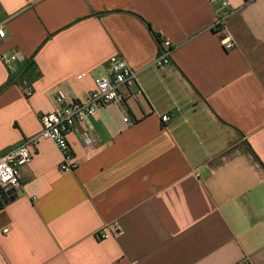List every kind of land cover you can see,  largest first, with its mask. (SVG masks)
Segmentation results:
<instances>
[{"label": "crops", "instance_id": "crops-1", "mask_svg": "<svg viewBox=\"0 0 264 264\" xmlns=\"http://www.w3.org/2000/svg\"><path fill=\"white\" fill-rule=\"evenodd\" d=\"M0 26V55L21 57L0 58V157L111 57L137 73L90 144L69 134L73 172L52 141L30 147L0 190V264H264V0H0Z\"/></svg>", "mask_w": 264, "mask_h": 264}, {"label": "built area", "instance_id": "built-area-1", "mask_svg": "<svg viewBox=\"0 0 264 264\" xmlns=\"http://www.w3.org/2000/svg\"><path fill=\"white\" fill-rule=\"evenodd\" d=\"M228 5L229 3L225 2L223 7ZM227 16L222 15L218 18L216 22L217 28L224 27ZM5 38L6 31L4 27L0 26V41ZM224 46L227 50L232 49L234 43L229 40L225 42ZM172 52L171 42L162 40L160 42V52L154 65L158 69H164L170 65ZM0 58L12 71L16 69L17 63L21 60L18 55L1 54ZM107 72L105 77H99L94 80V88L85 101L70 100L62 90L57 91L54 110L41 117V132L17 147L10 149L0 157V190L9 191L21 188L20 170L22 167L32 163L33 154L30 147L36 146L40 139L50 140L57 146L62 155V161L59 166L62 172L70 173L78 168L79 162L70 147L69 134L80 130L84 143L90 144L92 142V134L88 126L89 120L102 108L122 103L121 88L130 87L137 80V73L130 68L125 60L117 56L109 59ZM26 95H32V91L29 88L26 90ZM162 120L168 121L169 116H163ZM125 121L132 124L129 118H125ZM119 230V227L115 228V231Z\"/></svg>", "mask_w": 264, "mask_h": 264}, {"label": "trees", "instance_id": "trees-1", "mask_svg": "<svg viewBox=\"0 0 264 264\" xmlns=\"http://www.w3.org/2000/svg\"><path fill=\"white\" fill-rule=\"evenodd\" d=\"M160 42V41H159Z\"/></svg>", "mask_w": 264, "mask_h": 264}, {"label": "water", "instance_id": "water-1", "mask_svg": "<svg viewBox=\"0 0 264 264\" xmlns=\"http://www.w3.org/2000/svg\"><path fill=\"white\" fill-rule=\"evenodd\" d=\"M13 191V190H12Z\"/></svg>", "mask_w": 264, "mask_h": 264}]
</instances>
